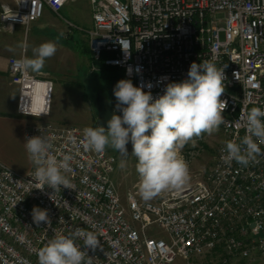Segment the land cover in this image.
<instances>
[{
	"label": "built area",
	"instance_id": "1",
	"mask_svg": "<svg viewBox=\"0 0 264 264\" xmlns=\"http://www.w3.org/2000/svg\"><path fill=\"white\" fill-rule=\"evenodd\" d=\"M70 1L12 0L2 4L0 23L10 31L27 29L47 7L59 13ZM90 3L94 69L101 61L118 66L156 98L168 83L186 79L192 62L226 67L221 98L228 101L227 140L245 135L242 118L252 107L264 109V0ZM25 57V51L9 57L11 80L19 87L17 113L30 118L24 140L50 136L55 155L73 156L71 189H37L33 164L18 173L0 161V264H38L37 253L54 232L76 230L98 237L97 249L88 250L93 264H171L178 256L187 260L220 249L227 261L264 255V156L247 167L235 161L229 167L221 160V144L209 187L181 188L147 202L129 191L124 203L112 178L116 157L107 149L86 151L80 144L84 128L45 120L53 82L24 70L19 61ZM34 206L48 210L50 226L33 222ZM76 243L83 247L82 238Z\"/></svg>",
	"mask_w": 264,
	"mask_h": 264
},
{
	"label": "clouds",
	"instance_id": "2",
	"mask_svg": "<svg viewBox=\"0 0 264 264\" xmlns=\"http://www.w3.org/2000/svg\"><path fill=\"white\" fill-rule=\"evenodd\" d=\"M57 43L46 41L32 49V57L19 61L24 70L40 73L46 60L57 52ZM225 68H218L211 60L192 62L187 78L170 82L162 95L153 98L144 86H135L130 79L119 80L113 94L115 111L107 120V127H86L82 131L80 144L86 151L102 154L111 147L128 156L127 145H132L131 155L136 159L139 177V194L144 201H151L166 190H179L190 180L187 162L182 149L203 135L217 132L222 124L228 101L221 97L225 93L227 79ZM139 71V68H137ZM149 89L152 84L147 85ZM117 112L122 113L117 114ZM46 114L41 111V114ZM245 135L238 140H227L221 149V160L229 167L232 162L247 167L264 156V109L252 107L243 116ZM41 131V130H40ZM25 150L35 166L37 189L45 186L53 191L62 187L71 189L68 173L71 172V154L60 157L52 151V138L46 135L25 137ZM36 225H51L47 209L34 206L31 212ZM83 239V247L76 243ZM98 237L76 230L70 234L54 232L51 239L39 249L38 264H93V252L99 245Z\"/></svg>",
	"mask_w": 264,
	"mask_h": 264
},
{
	"label": "rangeland",
	"instance_id": "3",
	"mask_svg": "<svg viewBox=\"0 0 264 264\" xmlns=\"http://www.w3.org/2000/svg\"><path fill=\"white\" fill-rule=\"evenodd\" d=\"M4 3L11 4L12 0H0V13L2 4ZM77 10L78 15L76 17L65 15V18H69L66 24L70 22L78 29L87 30L91 27L89 19L92 15V10L87 7L86 2H80ZM63 22L65 21L63 20ZM0 27H2L1 23ZM39 28L37 22L30 24L27 29L20 25L16 27L15 33L19 35L21 39L20 46L28 50L25 52L26 57L33 55L32 49L36 47V36H34L33 33L37 32ZM77 33H80V31H77ZM83 33L84 36L81 37V42L77 40L73 45H71L68 40L65 42L69 48L74 49V52H70L71 56L70 54L68 55V59L63 66L65 70L63 71L62 68L61 74L54 77L52 76V79L56 80L53 85L50 115L45 120L55 124L74 125L81 128L102 126L96 109V98L98 95H104L107 98V92L99 77V64L96 69H94L91 53L85 52L86 49L90 48V45L88 33ZM54 63L55 56L47 59L45 66L48 67ZM39 78L42 79L43 77L39 76ZM110 103L115 110L116 102L111 101ZM119 114L122 115V113ZM225 138V133L220 126L217 132L211 135L205 134L197 139L195 146L188 144L182 149L181 155L187 162L190 172V180L183 187L208 180L210 172L215 164L217 150L221 143L225 141ZM127 148L129 153L128 156H123L111 147L107 148V150L116 157L114 178L117 182L115 184L124 203L126 202V195L129 191L139 193V177L135 168L137 161L135 157L131 155L132 145L130 142ZM23 168L25 172L31 170L32 162L30 161L28 164H25ZM170 191L173 190L163 191L153 199H160ZM139 198L143 200L140 194ZM149 234H153L154 236L164 235V233ZM225 255V252L220 249L211 254L192 257L187 260L178 256L171 264H230L229 262L234 264H264V255H257L254 259L234 258L229 259V261L225 259Z\"/></svg>",
	"mask_w": 264,
	"mask_h": 264
},
{
	"label": "crops",
	"instance_id": "4",
	"mask_svg": "<svg viewBox=\"0 0 264 264\" xmlns=\"http://www.w3.org/2000/svg\"><path fill=\"white\" fill-rule=\"evenodd\" d=\"M80 2H86L87 7L92 10L90 0H72L65 4L59 13L47 7L42 17L35 21L40 27L38 30L36 29L37 32L33 33L36 36V46L46 41H54L57 43L58 50L54 55V64L48 67L45 66L38 74L30 72L38 77L42 76V79L51 80L53 85L56 79H52V76L62 73L61 71L68 59V55L70 52H74V49L69 48L65 42L68 40L71 45L76 43L75 41L77 40L81 42V37L84 36L83 32H87L93 24L92 15L89 19L91 27L87 30L78 29L70 22L66 24L69 18H65V15L76 17ZM15 31L16 28L10 31L0 27V161L14 171L23 173L25 172L23 166L30 162L24 147V132L30 118L17 113L19 87L11 80L9 57L16 54L18 56L23 51L27 52L28 50L20 46L21 39ZM77 31H80V33H77ZM30 57L32 56L30 55ZM112 178L116 183L114 173Z\"/></svg>",
	"mask_w": 264,
	"mask_h": 264
},
{
	"label": "trees",
	"instance_id": "5",
	"mask_svg": "<svg viewBox=\"0 0 264 264\" xmlns=\"http://www.w3.org/2000/svg\"><path fill=\"white\" fill-rule=\"evenodd\" d=\"M88 48V47H86ZM85 52L91 53L90 48L86 49ZM99 77L104 85L105 91L107 92V98L109 101L116 102V98L113 94V89L116 83L121 79H130L136 86L135 81L126 76L124 70L118 66H107L104 62L99 63Z\"/></svg>",
	"mask_w": 264,
	"mask_h": 264
},
{
	"label": "water",
	"instance_id": "6",
	"mask_svg": "<svg viewBox=\"0 0 264 264\" xmlns=\"http://www.w3.org/2000/svg\"><path fill=\"white\" fill-rule=\"evenodd\" d=\"M96 109L102 126L107 127V120L115 111L109 99L104 95H98L96 98Z\"/></svg>",
	"mask_w": 264,
	"mask_h": 264
},
{
	"label": "bare ground",
	"instance_id": "7",
	"mask_svg": "<svg viewBox=\"0 0 264 264\" xmlns=\"http://www.w3.org/2000/svg\"><path fill=\"white\" fill-rule=\"evenodd\" d=\"M42 88H43V84H41V83L38 84V89L41 90ZM221 127H222V129H223V131L225 133V137H226L225 141H226L227 140V128L224 127V124H222ZM225 141H223L221 144H224ZM210 174H217V167H213L211 172H210ZM197 186H199V187H209V179L207 181L197 182V183H195L193 185H189V186H186V187H183V188L197 187ZM133 192L136 193L135 191H133Z\"/></svg>",
	"mask_w": 264,
	"mask_h": 264
}]
</instances>
